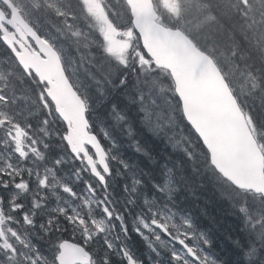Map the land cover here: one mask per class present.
Returning <instances> with one entry per match:
<instances>
[{"label": "snow or ice", "instance_id": "6c2138e0", "mask_svg": "<svg viewBox=\"0 0 264 264\" xmlns=\"http://www.w3.org/2000/svg\"><path fill=\"white\" fill-rule=\"evenodd\" d=\"M0 264H264V0H0Z\"/></svg>", "mask_w": 264, "mask_h": 264}, {"label": "trees", "instance_id": "16d2710c", "mask_svg": "<svg viewBox=\"0 0 264 264\" xmlns=\"http://www.w3.org/2000/svg\"><path fill=\"white\" fill-rule=\"evenodd\" d=\"M157 150H159V149H157ZM202 196L207 197L209 200H211V203L207 204L208 211L210 212L211 215L215 216L217 223L219 225H221V227L223 226V228L220 227L221 229H219V231H217V235L221 239L222 247H227L228 242L226 240H224L222 233H223L225 227H227V225L232 223V217L230 215V209L228 208V206L226 204L220 202L217 199V197L215 196V194L212 192V190L210 188L203 190ZM194 203L199 204L201 207L205 206L203 198L199 201H195ZM209 228H211L210 225H209ZM226 258L236 259L235 257H231V256H227Z\"/></svg>", "mask_w": 264, "mask_h": 264}, {"label": "rangeland", "instance_id": "374dc122", "mask_svg": "<svg viewBox=\"0 0 264 264\" xmlns=\"http://www.w3.org/2000/svg\"><path fill=\"white\" fill-rule=\"evenodd\" d=\"M159 147H162V145H158V148L157 149H159ZM204 224V223H203ZM207 224H209L210 226H211V228L213 229V231H219V230H217V228L216 227H214L213 226V224L209 221V220H207ZM205 227H208L206 224L204 225ZM221 228H223V226L221 227ZM220 228V229H221ZM216 236L219 238V244H220V242H221V239H220V237L216 234Z\"/></svg>", "mask_w": 264, "mask_h": 264}]
</instances>
